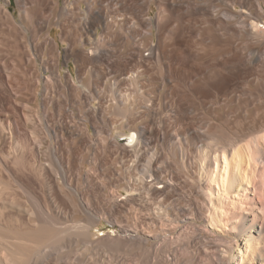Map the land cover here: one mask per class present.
I'll return each instance as SVG.
<instances>
[{"label": "bare ground", "instance_id": "1", "mask_svg": "<svg viewBox=\"0 0 264 264\" xmlns=\"http://www.w3.org/2000/svg\"><path fill=\"white\" fill-rule=\"evenodd\" d=\"M79 1L85 5L84 9L78 4ZM108 1L115 0H75L74 2L71 0H16L15 3L20 16L33 26L29 31L24 30V28V35L23 33L21 35L19 32L21 30L18 29L19 27L14 21L15 16L9 9L10 0H0V20L6 19L12 28L11 34L0 32V36H4L5 40L10 42L6 41L10 44L9 46L3 44L2 41L0 42V46L3 44L8 47L7 49L2 46L6 50L1 48L3 51L0 53L5 54V59H0V66L6 71L8 68L14 70L19 65L22 67V65L26 66L29 63L40 65L44 67L45 71L49 73V77L54 81L60 82L64 79L66 83H73L74 85L72 74L68 71L62 75L60 71L62 54L59 46L65 42L64 38L62 39V35L58 34V41L51 33L54 26L65 32L63 29L66 25L62 27L63 22L61 21L63 17L81 15L78 19L76 18L81 39L79 40L69 33L71 44L63 50L64 63L68 64L69 61L73 60L80 69L95 66L97 68L95 75L99 80L104 79L106 75L118 74V78L115 80L125 81L132 88L131 91L128 90V94H122L120 89L122 83L119 85L115 81L112 86L113 90L110 89L119 98L116 101L118 103L111 110V114L115 118L112 123L119 124L121 121L122 127L127 131L126 134L119 133L110 138L106 136L109 139L103 140L104 151L102 152L104 154L109 152V155L114 157L112 162L115 165L123 164V162L127 164L129 160L126 158L129 157L130 153H133L131 156H135L137 159L141 155L143 146L148 142L165 144L171 140V132L170 134L168 132L161 133L158 130V120L161 121L160 124L162 123V125L168 123L163 118L161 120L160 113L156 111L158 108H149L148 104L145 105L152 102L155 95L179 97L177 105L182 107L174 110V114L173 112L171 114L174 116L173 119L181 124L188 120V116L200 107L207 105L209 108H214L221 101L233 103L234 108L244 116L250 107L255 106L257 107V110H254L255 114L260 113L261 120L256 118L258 123L245 128L238 127V120V126L236 125L237 127L232 130L217 129L215 125L216 128L211 127L212 120L210 121L205 116L204 120L199 121L198 124L194 123L189 130H186L185 141L190 140L200 142V144L207 142L210 143L208 145L216 146V149L214 147L215 150H205L206 153L198 149V154L195 152L197 155L195 154L196 157L193 156V161L189 157H182L181 172H187L188 168L189 170L193 168L190 176H187L188 173L178 175L170 171L168 177L164 172L168 168L167 162L165 163L167 160L164 161L165 164L161 160L160 165H157L159 160L155 158V154L151 155L152 158L150 157L151 159L148 160L144 171L140 170V176L136 171L135 174L138 176L129 171V173H125L126 175H122V171L121 173L115 170L113 178L111 177L109 183L107 182L108 185L106 183L110 192H106L107 195L104 194V199L108 205L107 218L105 215L99 216V214L90 213L85 209L87 206L84 208L85 212L81 202H77L74 198L75 195L77 196L78 185L81 183L102 197L100 194L103 191L101 183H94L96 179L94 180L88 175H82L79 180L67 178L68 174L64 176L65 174L62 173L64 168L63 170L61 168L63 164L61 165V157L57 155V147L49 148L48 145L49 156L46 154L48 161L39 159L43 145L39 141V135L35 133L37 129L35 131V127L32 125L35 123L32 122L31 116L33 115L21 113L23 125L31 124L33 128L31 127L32 129L29 130L28 140L24 146H22L23 142H20L22 145L17 142L14 131L11 130L12 120L10 124L6 118L7 114H9L10 108L15 113L20 110L17 109L19 107L22 111H28L30 108L24 102L15 101L12 103L9 101L12 103L11 107L9 105L8 107L3 106L1 111L6 119L1 118L0 130L2 128V132L9 138V141L7 151L1 155L2 150H6V148L3 147L0 150V173L5 172L7 178L13 180L20 193L25 195L26 201H20L16 197L19 196V194L16 195L17 192L14 193L15 195L11 192L12 187L7 184L9 180L0 182V264H81L83 263L82 259L77 261L74 260L76 256L72 257L80 251V247L77 248L78 245L89 247L86 249L88 253L95 252L103 257L108 256V258L110 256L109 261H115L117 264H176L177 262L174 261L173 263L172 259L178 251H171V248L174 247L172 245L175 243H182L183 251L193 249L197 252V255L195 253V256L187 260L189 264H196L198 258L202 260L203 264H232L233 256L243 251L238 243L240 238H244L243 248H245V252L243 251V254L245 256L243 254L239 256L249 260V264H254V261L264 264V23L260 24L264 20V0H136L135 4L133 3L135 1L120 2L118 11L125 13L132 10L134 12L129 21L127 19L118 20L115 17L117 13L108 16L106 13L108 10L101 7L102 2ZM28 5H30L29 8ZM152 6L157 7L158 13H156L155 18H146V14L152 10ZM74 20L70 21L71 25L74 24ZM115 25H119V30L129 34V38L133 41L132 48L125 53L110 52L107 50L104 38L94 39L98 30L109 31ZM145 38L152 40V43L146 46L141 45V41ZM24 39L27 43V45H23L25 53L19 46V42L24 41ZM194 40L195 42H193ZM77 42H79L77 47L72 46L77 45ZM191 42L193 45L196 43L199 46H213V57L202 59L201 56L203 55L200 56L199 52H194L190 47ZM205 48L207 50V47ZM207 52L209 51L207 50ZM144 53H147V57H144ZM209 56L211 57V55ZM150 65L153 70L150 69ZM7 73L9 72L7 71ZM13 73L12 75L6 74L5 78L0 80L2 95L9 99L13 96L25 97L28 88L26 86L19 88L18 78L16 79L17 76H14L16 73ZM143 75H147V81L150 83L155 81V84L151 83L149 92L140 94L142 87L140 79ZM187 95L200 96L202 100L197 106L192 104L184 105V107L181 104V98ZM3 105H7V103L5 102ZM39 106L45 110L48 103L41 102ZM85 107V119L77 125L78 127L69 125V123L49 124L45 115L43 121L41 120L45 136L50 138L51 133L56 136L57 133L64 132L66 137H73L74 139L78 133L74 130L82 132L86 130L88 124L94 126L96 114L103 112L104 106L98 103L95 107L86 101ZM139 107L142 108L141 111H138ZM205 108L207 109V107ZM212 112L210 113L212 114ZM12 117L9 118L13 119L14 117ZM144 117H150V119L143 123L141 118L144 119ZM212 117L214 118V116ZM17 119L14 118L15 123ZM250 119L247 121L250 122ZM256 120L254 121L256 122ZM153 126H157L158 129L153 128ZM173 126L175 127V124ZM37 136L39 140L36 138ZM86 136L88 135L86 134ZM121 136L125 137L126 145L119 143L118 138ZM172 141L174 142V140ZM91 144L85 139L78 144L77 149L80 153L91 154V157L89 155L85 158L80 156L73 159L79 167H82L84 161L91 163L95 157L101 156L100 151L92 149ZM25 151L29 154V156L26 155L27 158L24 154ZM10 161L13 164L17 162L28 163V168L23 169L26 173L28 172L29 176L33 175L32 178L36 177L39 180L46 207L41 205L40 199L35 195L36 193L26 185L27 182H22L21 179L17 178L15 175L18 174L17 171L14 169L16 171L14 174L13 169L10 170L7 164ZM170 168L172 167L170 166ZM25 171L24 174H26ZM49 178H52L54 184L49 182ZM107 187L104 186V188ZM215 187L217 190L214 189ZM118 188L119 191L121 188L126 195L118 193ZM182 190H186L190 195L186 201L184 200L185 196H182ZM250 190L255 193L253 197H248L247 192ZM175 195L188 203H186L187 208L179 207L180 214L174 212L176 209L163 207L162 205L165 204L161 203L162 208L159 207L161 210L156 208L155 211L158 210L159 212L157 211L153 215L152 211V216L149 215L145 219L150 222L149 224L146 221L149 226L152 223L164 224L167 221L166 210L172 211V219L167 223H171L169 225L172 229L180 228L179 233L175 238L170 237L169 233V237H164L166 239H162L163 242L161 240V245L157 244L156 241L158 240L152 241L149 238L153 235L145 233V228L142 229V227L141 230L144 232H140L136 227H133L134 230L130 226L123 227L116 220V214L136 206L137 203L145 202L146 199L154 201L160 198L164 202ZM230 195L233 197L231 198ZM58 196L68 201L74 213L85 212L86 216L89 217L86 223L78 225L73 219L74 213L72 215L63 213L57 202ZM19 198L21 197L19 196ZM182 205L184 206V204ZM255 211H259V213ZM103 219L112 226L118 223L119 231L115 232L114 235L109 233L102 236L96 235L93 227ZM68 220L75 222L67 225L65 222ZM194 220L200 222L201 226L196 225ZM231 221L233 222V227L230 226L233 229L231 234L220 235L209 229L210 225L215 228L221 227L223 230V228L229 227ZM173 222L183 225H172ZM164 226L166 227V224L162 227L166 230L168 227L165 228ZM163 233L162 231L161 234ZM158 243L160 244V242ZM220 246H224V249L221 250ZM64 248H67L68 251H62ZM83 249L81 248V251ZM118 254L126 256L125 259L121 257V260ZM117 257L120 261H116ZM96 259L97 263L104 264L100 257ZM244 263L240 262L239 264Z\"/></svg>", "mask_w": 264, "mask_h": 264}, {"label": "rangeland", "instance_id": "2", "mask_svg": "<svg viewBox=\"0 0 264 264\" xmlns=\"http://www.w3.org/2000/svg\"><path fill=\"white\" fill-rule=\"evenodd\" d=\"M74 1L75 0H71V2H74ZM133 1H135V2H133ZM15 2H16V0H10L9 9L14 14V16H15L14 21H16V26L19 27L18 29L21 30L19 32L22 35L24 28H25L24 30L29 31V30H31V28L33 26L31 25V23L29 21L24 20L20 16V12L17 9V6H16V3ZM120 2H133L135 4L136 3V0H125V1H123V0H115V1L102 2L101 3V7L104 8L105 10H108V11H106V13H107L108 16L109 15H116V13H117L118 17H117V15L115 17L118 20H126V19H127V21L131 20L132 17L130 18V16H133L134 15V12H132V10H130L128 12H125V13H123V12L121 13L120 10L118 11V6H119V3ZM61 3H62V1H61ZM78 4L83 9L85 8V5L82 4L81 1H79ZM103 5H105V6H103ZM29 6L30 5H28V8H29ZM156 13H158L157 7L156 6H152V10L149 13L146 14V18H148V17L155 18ZM80 16L81 15H77V16H73V17L66 16L65 18L63 17L61 19V21L63 22L62 23L63 24L62 27H64L66 25L64 27V29H63V31L65 30V32H62V30L57 29L54 26L53 27L54 29H53V31L51 33V35L54 36L58 41H59L58 34L62 35V39L64 38L63 40L65 42L62 43V44H60V46H59L60 47L61 54H62V56L60 58V61H61L60 71H61V74L62 75H65L69 71L72 74V77H73V80H74V85H73V83H69V84L66 83V81L64 79L61 80L62 82L61 81L60 82L54 81L53 79H51L49 77V73H47L45 71L44 67H42L40 65H34L32 63H29V64H26V66H23L22 65V67H21V65H19V67L17 66L16 67L17 69H14V70H12L11 68H8L6 71H4L3 68L0 66V80L3 79V77L5 78V75L6 74L12 75V72H14V73H16V74L13 73L14 76L15 75L17 76L16 79L17 78L19 79V80L17 79L19 88H22L23 86H26L28 88V92L26 93V96L25 97H23V96H21V97H19V96L14 97L13 96V97H10V99H9V98H7V96L2 95V89H1V86H0V94H1L0 95V101L3 102V103L0 102L2 104V105L0 104V108H1V110H0V113H1L0 114V121L5 118L4 115H3V113L1 112L3 110L2 109L3 106L8 107V105H9V107H11L12 103L15 102V101L24 102V103H26V104L29 105L30 110H28V111L30 113L28 111H22L21 107L17 108V109H20V110H17V113H15V111L12 108H10L11 110H9V114L10 113L11 114L10 115L7 114L8 116L6 117L7 120H9V122L12 120L11 121L12 124L10 122L11 127H12L11 130L14 131V137H16L15 139L17 140V142L19 144H20V142L21 143L23 142L22 143L23 145L22 144H20V145L24 146L27 143L26 141L28 140L29 130H31L33 127H35V131L37 129V131L35 133H36V135H39L40 140H39L38 136L36 138H38V140L43 145V148L40 150V153H39V159L40 160H42V161L47 160L48 161V157L46 156V154L49 156V153L47 152V146L48 145H49L48 146L49 148L50 147L51 148L57 147L58 148V149H56L57 150V155H59V157H61V160H62L61 161V165L63 164L62 165L63 167H61V168H62V170L64 168V171H62V173L65 174L64 176H66L68 174L66 176L67 178H70L71 177L70 179H77V180H79V179H81L82 175L83 176L84 175H88L89 177L91 176L92 179H94V180L96 179L95 181L93 180L94 183H96V184H100L101 183L102 184L103 191H101V193H100L102 197L98 196L96 193H94L90 188L86 187L84 184L81 183V184L78 185V189H77V193H76L77 196L75 195L74 198H75V200L77 202H81V206L82 205L84 206V207H82L83 209L87 206L85 209L87 211H89L90 213L92 212V214H95V215L96 214L97 215L99 214V216L100 215H105L107 217L108 216V213H106V212H107L108 205H107V202L105 201L104 198H105V195H107V193L110 192V190L107 187V185L109 183L108 181L111 180V177L113 178V175H115L114 171L115 170L116 171H119V172L122 171L123 172V173L121 172L122 175H126L128 171L130 173H132V174H135L137 172V174L140 176V174H141L140 173V170L141 171H144V169L146 168V166L148 164L147 163L148 160H150L152 158L151 155L153 156L154 154H155L154 155L155 158H158V160H159V162H158L157 165H160L161 160H162V163H164V161L167 160V161H165V163L167 162L168 168L164 172L166 173V175L168 177H169L168 174H170L171 172H174V173H176L178 175H182V173H184V174L185 173L186 174L188 173L187 176H190L192 174L193 168H190V170L188 168V171L187 172H185V171L184 172H181L182 171L181 162H182L183 158H186V157L188 158L189 157L193 161V156L196 157V155L198 154V152H197L198 149L199 150L201 149L203 153H206L207 152V151L205 152V150H211L212 151V150H215L216 149V146H214V145H208L210 143H207V142L206 143L203 142V143L200 144V142L197 143V142H192L190 140L189 141L188 140L185 141V137H186L185 136L186 135L185 132H186V130H189L190 127L194 123L195 124H198L199 121L204 120V116L207 119H209L210 121L212 120L211 121L212 122L211 123V127L214 128L215 126H217V129H223L224 128V129H230V130L235 129L238 126L237 125L238 120H239V123H238L239 126L238 127H240V128H245V127L250 126V125H252L254 123H258L257 121L259 119L261 120V114L260 113L255 114L256 112L254 110H257V107H255V106L250 107V109L248 110V112L244 116L243 114H241V112L237 111L234 108L233 103H229V102H226V101L225 102L224 101H221L216 106H214V108L213 107L209 108V106H207V105L206 106H202V108L201 107L200 108L198 107L199 108V109H197L198 112L195 111L194 113H192V115L194 114L193 116L192 115H189L188 116V120H186L184 123L181 124V123H177L175 121V119H173L174 118V116H173L174 110H178L179 107H182L181 105H179V106L177 105V100L179 99V97L178 96H164V95L163 96H156L155 95L156 97L153 96V98H155V99H153V101L150 102V103H146L145 105L148 104L149 105L148 106L149 108H154V109H157L158 108L156 111L160 113L161 120L163 118V120L165 119L168 123H167V125L166 124H163L162 125V123L160 124L161 121L158 120L157 126H159V129H158L157 126H153V128L156 127L155 129H158L161 133L168 132L170 134V132H171L172 133V134H170L171 135V140L169 141V143L167 142L165 144H162V143L160 144V142H153V141L148 142V143L145 144L146 146L145 145L143 146V148L141 150V153H140L141 155H139L137 159L135 158V156H131V155H133V153H130L129 157L126 158V160H129V161H127L128 162L127 164H125L126 162H123V164L122 163L121 164L119 163V164H117L118 166L115 165V163L113 164L112 159H114V157H111L109 155V152H105V154L102 152V151H104L103 150L104 149L103 148V144H102L103 143V140H105L106 136L110 138L111 136L114 137V136H116L119 133H125L126 134L127 131H126L125 128L122 127L121 121L119 122V124L118 123L117 124L112 123L115 118L111 114V110L114 107V105L118 103L116 101H118L119 98H118V96L116 94H113L111 90H113L112 86H113V83L115 81L118 82L119 85H121V83H122V85L120 86V87H122V88H120L122 90V94H128L129 91L132 90V88H130L127 85V82L125 83V81L115 80L116 78H118V74H112V75H109V76L106 75V77L104 79H102L103 80L102 81V80L97 79V77L95 75V72H97V68L95 66H92V67L91 66H88L86 69H83V68L80 69V67L77 66L74 63L73 60L69 61L68 64H65L64 63L63 58H62L63 57V50H65V48H68V45L71 44L69 42L70 41V37L68 36L69 33H71L74 36H76L77 39H79V40L81 39V36H80L81 35V32H80V30L78 28V25H77V19ZM71 20H74V24H72L73 26L70 24V21ZM28 22H29V25H28ZM64 22H65V24H64ZM8 23L10 24V22L9 21L7 22L6 19H1L0 20V32H3L4 34H6V33H10L11 34L12 33L11 24L9 26ZM263 23H264V20L260 24H263ZM17 24L18 25L20 24V26L23 25V27H20ZM260 26H262V25H260ZM119 29H120L119 28V25H115V26H113L109 30L110 32L109 31L102 32L101 30H98V33L95 34L94 39H99L101 37L104 38V41L106 40L105 42L107 44V50H110V52H122V53L124 52L125 53L128 49L132 48L133 41H132L131 38H129V34H125L124 32H122ZM134 30H135V28L133 29V31ZM122 34H124V35H122ZM23 35H24V33H23ZM2 38L5 40V37L4 36H2V37L0 36V42L2 41L3 44H6V45L9 46L10 44H8V43H10V42H8L7 39L4 41ZM25 42H26V39H24V41H22V42H19V46H21L20 48L22 49V52H24V53H25L24 46L27 45V43H25ZM193 42H195V40ZM193 42H191V46L190 47H192V50L194 52H199L200 53L199 54L200 56L203 55V56H201L202 59H204V58L205 59H210V58L213 57V54H212V51L214 50V47L213 46H210V45L199 46L196 43H194V45H193ZM77 43H76L77 45H72V46L77 47L79 45V42H77ZM150 43H152V40H150L148 38H145V39H143L141 41L140 44L143 45V46H146V45H148ZM3 44H1L0 49L1 48L3 50H6L5 48L8 49V47L4 46ZM195 45H196V47H195ZM2 46H4L5 48L2 47ZM205 47H207V50L210 52V54H209V52H207V50H206ZM88 48H90V47H88ZM2 49L0 51H3ZM0 54H1L0 59H5V57H4L5 54L4 53H0ZM143 55H144V57H147V53H144ZM209 55H211V57ZM153 68H154V66H153ZM150 69H152V66L151 65H150ZM7 71L9 73H7ZM104 73H105V71H104ZM151 74H153V73L151 72ZM43 78H45V79H43ZM42 80H43V82H42ZM143 81H144V83H143ZM140 82L142 83L141 84L142 87L140 89V94L141 93H144L145 94V93L149 92V90H151V83L152 82L150 83L149 81H147V75H143L141 77V79H140ZM152 84H155V81ZM29 93L30 94L32 93L31 94L32 96ZM130 93H132V92H130ZM115 95H116V97H115ZM195 96L196 95H193V96H191V95L188 96L187 95L186 97H184L186 100L184 98H181V104L183 106L184 105L185 106H189V105H192V104L193 105H196V106L199 105V103L202 100V97H200V96L195 97ZM90 97H91V99H89ZM12 98H14L15 100L14 99L12 100ZM9 101H11L12 103L9 102ZM86 101H88L90 103V105L95 106V107H97L98 103H101L104 106L103 107L104 108V111L96 114V118L94 120V122H95V125L94 126H91L90 124H88L86 130L85 131H82V132L80 130H74V131H76L78 133L80 132L79 134L78 133L76 134V132H75V134H76L75 137L76 138L74 137V139H73V137L72 138L66 137V134L64 132H59V133L56 134V136H55V134L51 133L50 138H49V136H48V138L45 136L46 134H45V131L43 130V123H42L43 118H44L45 115H46L47 119L49 120V124L50 123L51 124L52 123H55V124H57V123H63V124L64 123H69V125H75V126H77V125H79V123H82V120L83 119H85L84 112L86 110L85 109L86 108L85 107L86 106ZM229 101H230V99H229ZM5 102L7 103V105H3V104H5ZM41 102L42 103L43 102H47L48 103V106H47V108L45 110L42 109L39 106V105H41ZM226 105H228V106L226 107ZM59 106H60V108H59ZM165 106H167L168 108L167 107L165 108ZM205 107H207V109H209V110H207ZM212 109H214V110H212ZM42 110H44V111H42ZM60 110H61V112H60ZM141 110H142V108L139 107L138 108V111H141ZM19 111H21V112H19ZM204 111H205V113H204ZM12 112H14V113H12ZM23 112H25L26 114L33 115V116H31L32 117V122H35V123L32 124L33 127L31 126V124H29L28 126H24L23 125V122H22V119H21V113H23ZM172 112H173V114H171ZM210 112H212L213 115ZM33 113H35V114H33ZM208 113H210V114H208ZM16 114L18 115L19 119H17L18 117H17ZM12 116L18 120V121L16 120V123L17 124L14 122V118ZM212 116H214V118ZM9 117H12L13 119H11ZM170 117H171V119H170ZM158 118H155V119L157 120ZM256 118L258 120H256ZM20 119H21V121H19ZM149 119H150V117H148V118L147 117H144V119L141 118V122H143V123L144 122H147ZM249 119H250V122L251 123L248 122ZM254 120H256V122ZM108 123H110V124H108ZM170 124H171V126H170ZM174 124H175V127L173 126ZM224 125H226V126H224ZM23 127H24V129H23ZM25 129H26V131H25ZM169 129H170V131H169ZM39 132H40V134H39ZM80 134L83 137L79 136ZM86 134L88 136H86ZM179 134H182V135H179ZM42 136L44 137L43 138L44 140L41 138ZM6 137L7 136H5V134L2 132V128H1V130H0V138L1 139L3 138L2 139L3 141L0 139V145H1V142H2V145L0 147V150H2L3 147L6 148V150L3 149L4 151L2 150V152L0 151L1 152V155H2V153L6 152L7 149H8V141H9V138L7 137V139H6ZM87 137H89V138H87ZM99 137L100 138L103 137V138H101L102 140ZM178 137H179V139H178ZM180 137H182V138H180ZM83 138L87 142H89L90 144L92 142V144H91L92 145V149H96L98 152L100 151V153H101L100 155L101 156L95 157V159L92 160L91 163L89 161H84L82 167L81 166L79 167L74 162L73 159L79 158L80 156H83L85 158V157H88L90 155L89 157H91V154H87V153H85L86 155L84 153L82 154L77 149L78 144L81 141L84 140ZM109 138H106V139H109ZM21 139L24 140V141H22ZM72 139L75 140L76 142L73 141ZM47 140L48 141L50 140L49 141V144H48V141ZM77 140H78V143H77ZM172 140H174V142ZM118 141H119V143H121L123 145H126V141H125V137L124 136L119 137L118 138ZM46 142H47V144H46ZM180 143H181V146L182 147L180 146ZM204 143L209 146L208 147L209 149L207 148V145H205ZM198 144H200V145H198ZM212 146H213V148H212ZM214 147H215V149H214ZM93 151H95V150H93ZM24 154H25V157L26 158H27V156H29V154H28L27 151H25ZM149 154H150V156H149ZM159 158H161V159H159ZM97 159H99L100 161L99 160L97 161ZM134 161H135V163H134ZM0 163H1V161H0ZM111 163L113 164V166H112ZM7 164H8V167L10 168V170L13 169L14 174L17 171L18 174H15V175H17V178L21 179L22 182H25V181L27 182V183L25 182L26 185L29 188H31V190L34 193H36L35 195H36V197L38 199H40L39 202L41 203V205L43 204L42 206L46 207V201L43 198L41 185H39V183H40L39 180L35 176H34L35 178H32L33 175L32 176H29L28 172L26 173V171L23 169V168H28V163L27 162L26 163H23V162H19L18 163L17 162L16 163V164H18L17 165V168L15 167L16 164H13L12 161H10V163L8 162ZM25 164H26V166H23ZM125 165H126V167L124 168ZM170 166L172 168H170ZM112 167H113V169H112ZM120 167H122V168H120ZM136 169H138V170H136ZM124 170H125V172H124ZM0 171H1V169H0ZM24 171H25L26 174L23 173ZM83 172H84V174H83ZM23 174H24V176H22ZM137 174H135V176H138ZM25 176L26 177L28 176V177L26 178ZM0 177L2 178V179L0 178V182L2 181L1 183L4 182L3 180H5V182H7L9 180V182H7V184H10L9 186L12 187V188L10 187L11 188V192L13 194L15 192H17L16 195L19 194V196L21 198H19V196H16V197L20 201H22V202L23 201L24 202L26 201V198H24L25 195L23 193H20V191L17 189V187H16L15 183L13 182V180L7 178V174H5V172L4 173L1 172L0 173ZM49 179H50L49 182L51 184H54V182H52L53 181L52 178H49ZM35 180H37V181H35ZM99 180H100V182H99ZM106 183H107V185H106ZM4 184H6V183H4ZM104 186L107 187V188H104ZM39 187H40V189H39ZM248 188L251 189V187H248ZM214 189L217 190L216 187ZM39 191H40V193H38ZM182 191H183L182 192L183 194L182 193L181 194H182L183 197L185 196L184 197V200L186 201L189 198L190 195L188 194V192L186 190H182ZM220 192H222V191H220ZM118 193H122L123 195H126V193L124 191H122L121 188H120V191H119V188H118ZM222 193H220V194H222ZM247 193H248V197H253L254 196L253 194H255L252 190H250ZM230 197L232 198L233 195H230ZM57 200H58L57 202L59 204V207H60L61 211H63V213H66L67 215H72L74 213L73 210H72V208H71V206H70V204L68 203V201L66 199L58 196L57 197ZM102 200H103V202H102ZM147 200L148 199L145 200L146 203L145 202L137 203L136 206H134V207H132L130 209L127 208L125 211L121 212L120 214L119 213L116 214L115 216H116L117 222H119V224L121 223L120 225L121 226L123 225V227H126V228H127V226H130L131 229H133V227H136V229L138 228L137 230L140 231V232L143 231V230H141L142 227H143L142 229L145 228L144 229L145 230V233H148L151 236L153 235L154 238H153V236L152 237H149V238L152 239V241L153 240L154 241L158 240V241H156L158 245H161V240L162 239L165 240L167 237H169L168 236L169 233H170L169 234L170 237H172V238L177 237L180 228L179 229L178 228L172 229V228H170L171 226L169 225L171 223H167L168 221H171V219H172V211L170 209H168V210L165 209L167 211V212H165L166 215H167V219H166L167 221L164 224H166V227H168V228H166L164 226L166 228V230L164 228H162L163 225H164L163 223H157V224L156 223H152V225H150L151 226L150 227L149 225H147L148 223L150 224V222H148V220H145V219L149 215H151V216H152V214L154 215L155 212H157L160 208H162V206L163 207H166V208L169 207V208H171L173 210L176 209V211L174 210V212L180 214L181 213L180 208L181 207L187 208V204L188 203L185 202V201H182L176 195L173 198H171V199L165 200L166 202L165 201L163 202V200L160 199V198L159 199H156L154 201H152V200H148L147 201ZM161 203H164L165 205H162L161 206ZM182 204H184V206ZM156 208L158 209L157 211H155ZM85 209H84V211H85ZM148 209H149V211H148ZM152 211H153V213H152ZM85 212H76V213H74L75 215L74 214L72 215L74 217L73 219L76 221V223H78V225L85 224L86 221L89 219L88 215L86 216ZM255 212L256 213H259V211L258 212L255 211ZM74 220H72V221L68 220V222H65V223L67 225H69V224H71V222L72 223L75 222ZM146 221L148 223H146ZM12 222H14V221H12ZM142 222H145V223H142ZM194 222L196 223V225L201 226V223L200 222H197L195 220H194ZM140 223H142V224H140ZM14 224H16V223L14 222ZM119 224L117 223V225L112 226V225H110L109 223H107L103 219L100 222H98L96 226L93 227V229H94L93 231L98 236H102V235H105V234H108V233L114 235L115 232L119 231V228H118V225ZM229 224H230L229 227H227L228 229L227 228H223V230H222L221 227H218V228L216 227L215 228L214 226H210V225H209V229L211 231L213 230V232H216V233H218L220 235H225L226 233L231 234L233 232L232 231L233 229L231 228V227H233L232 226L233 222L231 221ZM62 225H64V224H62ZM172 225L182 226L183 224H180L178 222H173ZM130 228L128 227V229H130ZM131 229H130V231H132ZM146 231H149V232H146ZM160 231L161 232L163 231L164 233L161 234ZM165 231L167 232V235H166V232ZM159 234H161V235L159 236ZM160 237H162V238H160ZM164 237H166V238H164ZM164 240H162V242ZM243 240H244V238H240L239 241H238V243L241 245L242 250L245 252V248H243V244H244L243 243L244 242ZM158 242H160V244ZM172 246H174V247L171 248L172 250L170 249L171 251H174V250H177L178 251V253L174 257L175 260L172 259V262L173 263L175 261V263L177 262L176 264H187V263L189 264V261H187V260H190L191 257L197 255V252L195 250H193V249L192 250L183 251L182 250V247H181L182 246V243H180V244L175 243ZM79 247H80V251H79L80 253L78 252L77 254L72 255V257L74 258L76 256L74 258V260H77V261H78V259L79 260L82 259L83 263H81V264H101V263H97L96 262L97 261L96 258H98V257L101 258V260H102V262L104 264H117V262H115V261H113V262L112 261H109L110 256L108 258V256L103 257L101 254L99 255V254H97L95 252H92L93 254L92 253H88L86 251V249H88L89 247H86L85 246L86 247L85 248L84 246L78 245L77 248H79ZM81 248H84V249L81 251ZM223 249H224V246L221 247V250H223ZM63 250H64V252H67L68 251L67 248L66 249L65 248L62 249V251ZM243 251H242V253L240 251V253L238 255H234L233 256V262H232V264H239L240 262L244 263V261H245L244 264H249L248 263L249 260H246L245 257L241 258L239 256V255L243 254ZM118 255H119L118 257H120V259H121V257L124 258V259L126 257V256H122L123 254H118ZM172 255H173V253H172ZM243 255L245 256V254H243ZM118 257L116 258L117 259L116 261L119 260ZM234 257H235V260L236 261L234 260ZM130 264H134V263H130ZM193 264H195V263H193ZM196 264H203L202 263V260L200 258H198V260H196ZM254 264H259V263H257V262L254 261Z\"/></svg>", "mask_w": 264, "mask_h": 264}]
</instances>
